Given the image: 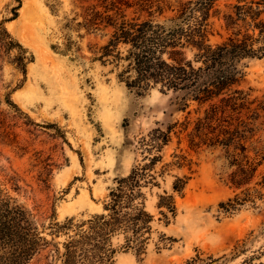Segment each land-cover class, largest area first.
Segmentation results:
<instances>
[{
  "label": "rangeland",
  "instance_id": "obj_1",
  "mask_svg": "<svg viewBox=\"0 0 264 264\" xmlns=\"http://www.w3.org/2000/svg\"><path fill=\"white\" fill-rule=\"evenodd\" d=\"M235 1H214L210 43L229 34L223 17ZM90 2L95 0H0L5 30L32 55L23 73L11 62L15 49L0 48V94L10 91L22 113L13 121L15 142L0 140V183L41 227L70 217L85 220L102 211L116 179L147 162L139 149L141 136L171 126L153 168L157 184L146 188V208L154 222L145 252L117 250L111 264H264V186L256 184L264 175V161L247 185L249 194L231 185L233 168L225 166L219 149L189 144L194 120L207 104L189 101L181 108L179 96L158 87L143 94L128 90L117 77L120 67L95 58V44L102 42L98 35L63 27L72 10ZM13 8L16 16L10 19ZM132 11L126 9V15ZM186 56L192 52L186 50ZM239 66L244 74L237 86L251 102L249 110L257 107L258 112L253 121L258 142L245 143L252 157L255 146L264 147V57L244 58ZM249 110L241 111L242 118ZM175 177L186 181L181 192L172 190ZM13 181L19 190L11 188ZM160 194L173 197V214L156 206ZM235 197V209L219 206ZM50 248L28 264H48Z\"/></svg>",
  "mask_w": 264,
  "mask_h": 264
},
{
  "label": "trees",
  "instance_id": "obj_2",
  "mask_svg": "<svg viewBox=\"0 0 264 264\" xmlns=\"http://www.w3.org/2000/svg\"><path fill=\"white\" fill-rule=\"evenodd\" d=\"M214 1L95 0L80 5L79 11L72 10L63 27L68 32L84 30L98 35L102 42L95 44V58L120 67L117 77L128 90L143 94L158 87L161 92L179 96L181 108L189 101L207 104L202 116L194 120L189 144L219 149L225 166L233 168L228 182L236 188L244 187V193L249 194L247 185L264 161V147L255 146L252 157L247 154L245 143L258 142L253 140V121L258 112L257 107L249 110L251 102L246 101V94L237 85L244 74L241 60L264 57V0H236L223 17L229 34L212 44L208 40V18ZM128 8H133V15H126ZM15 16L13 8L10 19ZM68 42L72 43L69 38ZM0 48L7 52L15 49L11 62L25 73L32 55L10 36L2 21ZM186 50L192 52L191 58H187ZM244 109L249 112L242 118ZM21 114L10 99V91L0 94L1 141L15 142L13 121ZM24 123L32 124L27 120ZM170 132L171 126L156 127L141 136L139 149L147 162L133 166L126 176L116 179L102 211L85 220L70 217L41 227L32 211L0 183V264H28L49 245L48 264H111L117 250L144 253L154 222V215L146 208V188L157 184L153 168L161 159L159 152L169 141ZM40 180L45 182L46 178ZM185 183L175 177L172 190L181 192ZM256 184L264 186V175ZM11 188L19 190L15 181ZM252 190L259 193L254 187ZM158 198L156 206L173 214V197L160 194ZM237 199L220 202L219 206L231 211Z\"/></svg>",
  "mask_w": 264,
  "mask_h": 264
}]
</instances>
